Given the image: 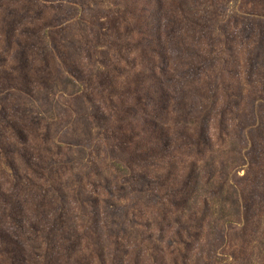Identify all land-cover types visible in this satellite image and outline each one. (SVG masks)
<instances>
[{"label":"rangeland","instance_id":"rangeland-1","mask_svg":"<svg viewBox=\"0 0 264 264\" xmlns=\"http://www.w3.org/2000/svg\"><path fill=\"white\" fill-rule=\"evenodd\" d=\"M0 264H264V0H0Z\"/></svg>","mask_w":264,"mask_h":264}]
</instances>
